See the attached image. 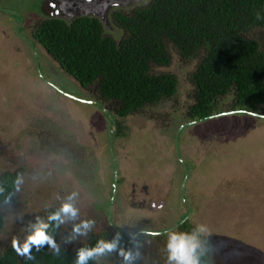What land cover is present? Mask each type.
Masks as SVG:
<instances>
[{
	"label": "rangeland",
	"instance_id": "obj_1",
	"mask_svg": "<svg viewBox=\"0 0 264 264\" xmlns=\"http://www.w3.org/2000/svg\"><path fill=\"white\" fill-rule=\"evenodd\" d=\"M47 1L0 0V174L24 178L13 202L0 205V253L22 248L30 226L71 197L79 215L61 225L60 247L73 250L89 235L112 241L119 231L117 248L97 264L124 263L127 252L131 264H166V236L156 233L175 228L189 201V223L211 229L214 264H264V110H232L227 96L219 114L190 121L194 64L173 53L155 71L177 76L176 96L118 120L113 134L103 113L114 116L113 105H98L95 87L81 88L30 41ZM260 38L264 45V29ZM83 220L95 221L88 235L66 242ZM137 230L152 234L133 237Z\"/></svg>",
	"mask_w": 264,
	"mask_h": 264
},
{
	"label": "trees",
	"instance_id": "obj_2",
	"mask_svg": "<svg viewBox=\"0 0 264 264\" xmlns=\"http://www.w3.org/2000/svg\"><path fill=\"white\" fill-rule=\"evenodd\" d=\"M112 17L123 31L119 40L104 33L98 19L88 17L70 25L60 19H44L31 35L81 88L95 87L98 105H113L114 116L110 115L116 129L121 128L118 120L176 96L177 76L155 71L169 67L173 53L184 64H194L189 74L193 86V104L187 110L190 121L219 114V102L227 96L233 99L232 110H264V45L260 42L264 0H149L130 12L114 11ZM18 174L21 172L0 174V205L13 202ZM183 203L186 212L177 227L190 231L195 228L188 219L191 207L189 201ZM55 210L49 209L43 222L50 225L57 240L61 226L57 228L50 220ZM3 224L0 213V232ZM140 235L134 233L133 237ZM102 239L89 235L87 243L73 250L60 247V255L47 244L39 250L33 245L30 254L34 259L17 253L11 244L0 253V264H74L80 248L93 247ZM207 252L204 264H214L212 244ZM89 264H97V258Z\"/></svg>",
	"mask_w": 264,
	"mask_h": 264
},
{
	"label": "clouds",
	"instance_id": "obj_3",
	"mask_svg": "<svg viewBox=\"0 0 264 264\" xmlns=\"http://www.w3.org/2000/svg\"><path fill=\"white\" fill-rule=\"evenodd\" d=\"M23 183V175L18 174L14 180L17 191L20 190V185ZM71 199L69 197L67 201L61 203L60 207L50 214V220L57 228L61 225H66L69 221H75L79 215V208L71 202ZM94 224V220H83L79 224L74 223L72 232L66 242H71L77 236H87ZM30 227L31 234L27 237L23 247L21 248L19 244L14 245L17 253L27 256L28 259H34L30 254L32 246H37V250H39V246L47 244L51 249L55 250L57 255L61 254L60 246L50 233V225L48 223L42 220L36 221ZM210 230L207 224L201 223L190 231L169 229L164 233H156L157 235L166 236V264H204V257L208 255L207 249L212 244V241L210 239L205 240L204 236ZM117 243L118 238H114L112 241L102 239L97 241L93 247H82L76 253L74 264H89L90 261L98 257L106 256L117 248ZM123 255L124 260L128 264H131V261L135 259L131 252L123 253Z\"/></svg>",
	"mask_w": 264,
	"mask_h": 264
},
{
	"label": "water",
	"instance_id": "obj_4",
	"mask_svg": "<svg viewBox=\"0 0 264 264\" xmlns=\"http://www.w3.org/2000/svg\"><path fill=\"white\" fill-rule=\"evenodd\" d=\"M142 1L143 0H48L44 7V18L60 19L69 25L78 18H96L102 24L104 33L118 38L120 35V29L113 22L112 13L114 11L123 10L131 11L136 5L140 6ZM148 1L149 0H144L143 5L147 4ZM103 113L108 117L110 122H112L113 134L116 133V125L110 113H108L106 109H103ZM250 114L258 116V114L254 112ZM111 155L113 156V154ZM113 167L114 185H116L117 166L115 160H113ZM181 197L184 199L182 189Z\"/></svg>",
	"mask_w": 264,
	"mask_h": 264
},
{
	"label": "flooded vegetation",
	"instance_id": "obj_5",
	"mask_svg": "<svg viewBox=\"0 0 264 264\" xmlns=\"http://www.w3.org/2000/svg\"><path fill=\"white\" fill-rule=\"evenodd\" d=\"M30 41H31V43H32V45L35 47V44H34V40H33V38H30ZM34 51H35V49H34ZM82 103H87V101H82ZM95 104V103H94ZM111 145H112V143H111ZM145 190H146V188H145ZM130 204H131V206H134V207H137L138 206V204H135V203H133L132 201L130 202ZM162 204V203H161ZM182 206H184L183 204H182ZM180 221V220H179ZM184 220H182L181 222H183ZM178 224L179 223H177L174 227L175 228H173V229H178ZM165 230H167V229H165ZM169 230V229H168ZM162 231H164V230H162ZM146 232V234L147 233H151L152 234V232H149V230H145V231H141V230H137L135 233L137 234V233H145ZM159 232V231H158ZM117 235H118V238H119V236L121 237V233L119 232V231H117Z\"/></svg>",
	"mask_w": 264,
	"mask_h": 264
}]
</instances>
